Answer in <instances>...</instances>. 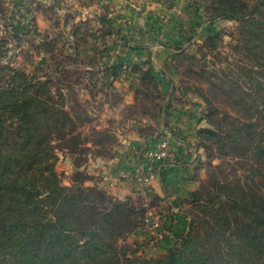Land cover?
Here are the masks:
<instances>
[{"label":"rangeland","instance_id":"374dc122","mask_svg":"<svg viewBox=\"0 0 264 264\" xmlns=\"http://www.w3.org/2000/svg\"><path fill=\"white\" fill-rule=\"evenodd\" d=\"M209 2L0 0V38L7 39L4 61L39 80L48 79L51 91L58 88L62 94L69 114L82 121L76 130L81 134L78 150L57 153L62 184H81L77 179L84 177V187H96L129 204L144 212L145 219L162 220L161 227L141 233L144 219L137 231L119 241L127 255L146 260L165 256L180 234L175 232L171 242L162 245L159 237L167 234L165 225L179 215L187 226L190 219L202 215L191 204L192 194L203 199L212 194L214 182L223 184L234 176L241 183L251 180L241 165L244 158L228 151L223 155L197 138L200 129L225 127L228 117H237L240 123L259 120L257 113L230 107L249 87L240 68L254 66L259 71L261 67L245 50L237 22L206 21L211 15L206 11ZM125 9L138 14L137 21H128ZM149 71L153 80L146 75ZM163 129L176 137L186 132L183 137L196 147L189 166H178L179 176L191 184L187 196L174 198V184H159L153 176L143 185L131 178L113 188L103 184V176L121 171L102 169L106 163L127 157L142 162L151 146L148 138L156 139ZM101 139L104 143H97ZM142 164L136 171L143 170Z\"/></svg>","mask_w":264,"mask_h":264},{"label":"trees","instance_id":"16d2710c","mask_svg":"<svg viewBox=\"0 0 264 264\" xmlns=\"http://www.w3.org/2000/svg\"><path fill=\"white\" fill-rule=\"evenodd\" d=\"M263 9L264 0H210L206 21L237 22L245 50L261 67L240 68L249 87H239L242 96L230 108L257 113L259 120L240 123L227 116L225 127L197 132L200 142L223 155L228 151L244 158L241 165L251 180L241 183L234 176L223 184L214 182L210 196L192 194L191 204L202 215L189 220L165 256L152 260L127 255L118 246L139 229L144 212L96 187H84L83 176L77 179L81 184H62L57 153L78 150L81 134L76 130L82 121L69 114L48 79L4 61L7 39L0 38V264H264ZM146 75L153 78L150 71ZM161 111L159 107L158 119ZM177 139L188 150L196 148L183 136Z\"/></svg>","mask_w":264,"mask_h":264},{"label":"crops","instance_id":"0c3cea01","mask_svg":"<svg viewBox=\"0 0 264 264\" xmlns=\"http://www.w3.org/2000/svg\"><path fill=\"white\" fill-rule=\"evenodd\" d=\"M123 13H125L126 17H128V19H129L128 21L135 22L138 19V14H136L135 12H132V11H130V12L128 11L127 12L126 9H125V11H123ZM190 121H192V120H190ZM183 136H188V134H186V132H183ZM154 141H155V138L149 140V145H152L154 143ZM173 147H174V149L177 152V160H176L175 165H172V166H168V165L155 166L153 168L152 176H153V178L156 181L159 182V184H162L163 182H166V183L170 182V183L174 184L175 187H174L173 190H171V193H172L174 198L181 199V197L188 195L189 190H190L189 188H190L191 184L189 185V183L186 180L183 181L182 177L179 176L180 175L179 173L181 172V170H179L178 166H180V168L181 167L184 168V166H186V167L189 166L188 163L193 159L192 157H194L195 154H194L193 151L188 150L177 139L176 136L174 137ZM183 152L186 153V154H183ZM190 158H192V159L189 161ZM142 162H143V164H142ZM142 162H138L136 160V158H134V157H127L126 159L124 158V159H121V160L113 159V160H110L109 163H106L105 164L106 167L102 168V169L106 170L107 168L110 167L111 169L112 168H117L119 170H124L125 169V170H128V171H133V170L137 169L136 167L138 166V163H140V164H142V167H144L143 168V170H144V169H146L148 167V163H147L146 160H143ZM169 177H171L172 180L169 179ZM153 178L151 180V183L153 181ZM123 187H124V189H126L125 187H128V186L124 185ZM117 190H118L117 192H119L121 190V187L119 189H117ZM174 218H176L177 221H174V222L171 221L170 224L168 222L167 225H165L166 226L165 229L167 231V234H165L166 232H164L165 235L162 236V234L160 233L161 236L159 238H162V242H161L162 245L169 244L171 242V240L174 238V233L176 232V233H180L181 234L184 231V228L186 227V224H184V221L178 220L179 218L182 219L181 216L177 215V216H174ZM179 221L181 222V225H179L177 223ZM182 224H183L184 227L182 226ZM168 229L170 230V232L168 231ZM137 238H139V237L137 236Z\"/></svg>","mask_w":264,"mask_h":264},{"label":"built area","instance_id":"2783aa9c","mask_svg":"<svg viewBox=\"0 0 264 264\" xmlns=\"http://www.w3.org/2000/svg\"><path fill=\"white\" fill-rule=\"evenodd\" d=\"M174 134L170 130L161 132L160 136L155 139L154 143L144 152V160L147 161L148 167L142 171H118L115 175L106 174L102 177V182L106 187L113 188L118 186L120 182L131 178L138 184H146L149 182L156 165H175L177 160V152L173 147ZM162 220L152 221L149 218L144 220V224L140 229L141 233H145L151 229L161 227Z\"/></svg>","mask_w":264,"mask_h":264}]
</instances>
